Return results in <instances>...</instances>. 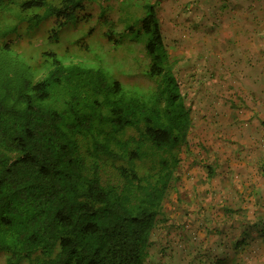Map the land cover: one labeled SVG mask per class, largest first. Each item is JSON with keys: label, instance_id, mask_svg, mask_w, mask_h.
Listing matches in <instances>:
<instances>
[{"label": "trees", "instance_id": "16d2710c", "mask_svg": "<svg viewBox=\"0 0 264 264\" xmlns=\"http://www.w3.org/2000/svg\"><path fill=\"white\" fill-rule=\"evenodd\" d=\"M94 1L100 0H0V39L22 23L31 30L49 18L48 37L56 39ZM141 2L142 15L126 34L143 39L144 75L155 82L147 95L54 52L43 53L49 69L41 79H23L11 48L0 44V264H144L149 258L192 120L156 6ZM106 36L111 40V31ZM55 92L62 95L57 103ZM109 161L113 181L102 177ZM247 240L244 233L234 245Z\"/></svg>", "mask_w": 264, "mask_h": 264}, {"label": "rangeland", "instance_id": "374dc122", "mask_svg": "<svg viewBox=\"0 0 264 264\" xmlns=\"http://www.w3.org/2000/svg\"><path fill=\"white\" fill-rule=\"evenodd\" d=\"M149 1L192 126L144 264H264V0ZM141 15V0L94 1L56 39L49 18L31 30L20 24L0 44L23 79H41L49 69L43 53L54 52L147 95L155 82L144 75L143 39L126 34ZM113 165L103 164V180H116ZM244 233L248 244L236 248Z\"/></svg>", "mask_w": 264, "mask_h": 264}]
</instances>
